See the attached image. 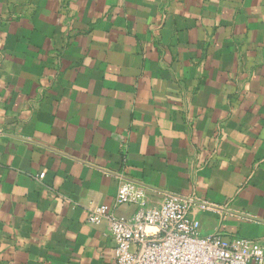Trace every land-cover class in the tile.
Here are the masks:
<instances>
[{
	"label": "crops",
	"instance_id": "obj_1",
	"mask_svg": "<svg viewBox=\"0 0 264 264\" xmlns=\"http://www.w3.org/2000/svg\"><path fill=\"white\" fill-rule=\"evenodd\" d=\"M122 181L264 250V0H0V264H115Z\"/></svg>",
	"mask_w": 264,
	"mask_h": 264
},
{
	"label": "built area",
	"instance_id": "obj_2",
	"mask_svg": "<svg viewBox=\"0 0 264 264\" xmlns=\"http://www.w3.org/2000/svg\"><path fill=\"white\" fill-rule=\"evenodd\" d=\"M44 176L45 172L39 174L40 179ZM195 202L194 197L168 194L161 206L149 207L142 189L122 181L115 206L134 204L137 210L119 215L111 205L102 204L90 209L88 222L108 224L116 242L115 264H248L264 259L263 248L253 239L201 235L200 221L191 216Z\"/></svg>",
	"mask_w": 264,
	"mask_h": 264
}]
</instances>
